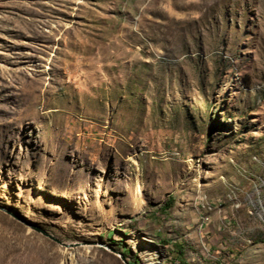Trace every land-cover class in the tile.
I'll use <instances>...</instances> for the list:
<instances>
[{"label":"rangeland","instance_id":"rangeland-1","mask_svg":"<svg viewBox=\"0 0 264 264\" xmlns=\"http://www.w3.org/2000/svg\"><path fill=\"white\" fill-rule=\"evenodd\" d=\"M124 258L264 264V0H0V264Z\"/></svg>","mask_w":264,"mask_h":264},{"label":"water","instance_id":"water-1","mask_svg":"<svg viewBox=\"0 0 264 264\" xmlns=\"http://www.w3.org/2000/svg\"><path fill=\"white\" fill-rule=\"evenodd\" d=\"M263 209V208H262ZM38 231L44 233L45 235H47L48 237L52 238L53 240L57 241V242H61L60 239H58L57 237H55L54 235H52L51 233L45 231V230H42V229H38ZM124 260L126 261L127 264H130L129 261H127L125 258Z\"/></svg>","mask_w":264,"mask_h":264},{"label":"trees","instance_id":"trees-1","mask_svg":"<svg viewBox=\"0 0 264 264\" xmlns=\"http://www.w3.org/2000/svg\"><path fill=\"white\" fill-rule=\"evenodd\" d=\"M133 263V262H132ZM131 264V263H130Z\"/></svg>","mask_w":264,"mask_h":264}]
</instances>
